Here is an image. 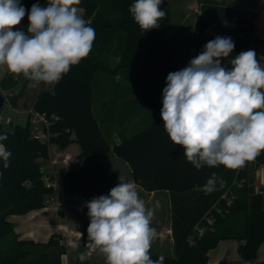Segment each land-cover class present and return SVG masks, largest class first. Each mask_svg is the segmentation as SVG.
Wrapping results in <instances>:
<instances>
[{
  "label": "trees",
  "instance_id": "1",
  "mask_svg": "<svg viewBox=\"0 0 264 264\" xmlns=\"http://www.w3.org/2000/svg\"><path fill=\"white\" fill-rule=\"evenodd\" d=\"M134 2L81 0L78 7L84 9L82 17L95 29L91 52L71 67L53 91L44 90L33 109L59 116L50 123L49 141L33 137L30 117L24 124L6 126L0 121V134L8 137L0 143L12 153L7 169L0 160V264L62 263L67 246L61 234L41 242L21 238L8 216L45 205L46 196L54 192V188L45 186L41 170L49 158V146L66 148L74 140L81 145L78 162L58 177V185L65 192L82 195L77 228L84 240L90 223L86 202L108 195L115 187L100 163L101 157L113 151L129 164L135 182L145 190L169 191L174 255L163 256L164 264H208L209 251L222 239L242 240V256L257 258L264 243V188L257 187L256 171L264 165V151L237 169L221 165L197 170L186 160L183 147L171 142L161 118L167 75L181 70L165 36L172 20L171 0H163L160 5L166 13L158 21L160 27L147 32L129 12ZM35 3L46 6L47 0H21L26 10ZM258 3L259 0H199L194 37L197 50L201 52L216 36H224L231 37L235 44L227 59L250 47L256 51L257 14L251 9ZM27 26L26 14L16 29L26 31ZM28 82L22 74L5 69L0 87L15 106ZM131 108L146 113L144 123L115 143L111 127L121 131L118 114H128ZM124 121L123 118L120 123ZM213 172L226 183L206 195L201 189ZM203 227L205 231L200 233ZM150 255L154 260L160 257L151 250ZM258 264H264V259Z\"/></svg>",
  "mask_w": 264,
  "mask_h": 264
},
{
  "label": "clouds",
  "instance_id": "2",
  "mask_svg": "<svg viewBox=\"0 0 264 264\" xmlns=\"http://www.w3.org/2000/svg\"><path fill=\"white\" fill-rule=\"evenodd\" d=\"M81 0H47L26 10L21 0H0V68L23 75L32 87L54 86L71 67L86 58L95 29L82 17ZM163 0H135L129 12L145 32L159 28L166 16ZM27 14L26 31L16 29ZM16 29V30H14ZM235 44L231 37L216 36L186 67L170 72L163 89L161 118L171 142L184 149L186 160L197 170L204 166L243 167L264 151V67L254 50L239 53L222 66ZM0 134V141L7 140ZM12 153L0 143L3 168ZM3 172L0 171V178ZM215 172L202 191L207 195L224 187ZM89 226L87 253H101L106 264H164L150 256L158 237L151 226L155 209L148 208L133 182L119 183L108 195L87 201Z\"/></svg>",
  "mask_w": 264,
  "mask_h": 264
},
{
  "label": "crops",
  "instance_id": "3",
  "mask_svg": "<svg viewBox=\"0 0 264 264\" xmlns=\"http://www.w3.org/2000/svg\"><path fill=\"white\" fill-rule=\"evenodd\" d=\"M258 7L259 11L257 13L256 20V34L258 37V44L255 52L261 66L264 67V0H259ZM81 9V15L83 16L84 9ZM199 13V0H187L184 18L186 19L185 22H188L189 17L192 16L194 32L196 29ZM261 51L262 53L258 57V54ZM197 55L198 54L194 50L192 57L195 58ZM41 85L43 86H41L37 93V99L44 90L53 91L55 87V85H44L43 83H41ZM30 111L31 109L28 112L27 120L29 119ZM145 115L146 113L144 114L140 110H135L134 108H131L128 114H123L122 116L121 114H118L117 121H119V126L123 125L122 130L119 131L120 129L118 130V128L111 127V139L115 143H119L124 134H129L134 129L136 130L137 126L141 127L143 125ZM123 118L125 121L120 123V120ZM72 137L75 138L74 135ZM80 152L81 145L76 140L71 142L66 148H60L57 144H50L47 164L50 165V160L53 158L59 159L56 167L59 169L58 176H60L66 169L77 164V156ZM112 152L113 151H110L108 154L101 157L100 163L109 173L114 185L116 186L119 183V180L123 182L135 183L136 190L139 193L140 198L145 201V204L148 208H153L156 202L159 201L160 206L155 209L151 226L155 228L158 233V237L156 238L158 243H173L172 211L169 191L145 190L142 186L135 182L132 169L129 164L125 160V162H122L123 159L115 154L114 156H109ZM65 156L68 158L67 162L63 160ZM128 167H130V169ZM256 173L257 187L264 188V177L261 178V184L258 183L260 174L264 173V165L259 167ZM54 194L56 196V202L54 204L44 205L40 208L32 209L26 213L10 214L8 219L13 223L16 233L21 238H30L41 242L49 240L53 234H61L63 237L62 242H64L67 246V251L65 254H63L61 264H81L79 259L80 254L87 253L89 251L85 247L87 240L83 239L82 232L77 228V215L81 201V194L65 192L59 187L58 184L54 189ZM242 242L243 241L239 239L220 240L218 245L209 251L208 264H258L264 259V257L259 256V252L257 258L245 259L240 253V245ZM150 250L155 252L153 248H150ZM236 252L240 253L243 258H241ZM92 255H94V253L87 257L89 262H91L89 259L92 258Z\"/></svg>",
  "mask_w": 264,
  "mask_h": 264
},
{
  "label": "rangeland",
  "instance_id": "4",
  "mask_svg": "<svg viewBox=\"0 0 264 264\" xmlns=\"http://www.w3.org/2000/svg\"><path fill=\"white\" fill-rule=\"evenodd\" d=\"M191 1V0H190ZM187 0H171V12H172V20L170 26L165 31V36L170 44L173 46V59L176 62L177 66L180 69L186 67L192 57V53L194 50L197 54H200V51L197 50V47L194 42V37L196 33V29L194 32L193 29V18L192 16L189 17L188 22H185L184 13L186 7ZM262 51L258 54V57L261 55ZM231 59H223L222 66L231 68L229 63ZM5 70L4 68H0V79L3 76ZM45 85V84H44ZM41 86L32 87L31 82L29 81L25 87L24 95L19 97L15 106L7 99L5 105L1 110V116H3L2 123L6 126H9L11 123H26L28 118L29 110L34 109V105L37 101V93L40 90ZM16 90V89H15ZM13 90V91H15ZM7 97V93H6ZM97 116L100 115V111H96ZM10 122V123H9ZM44 132H42L43 134ZM114 152H112L109 156H114ZM106 162V161H105ZM122 162H125L122 160ZM130 169V167H128ZM262 174V176H261ZM260 174V179H258V183L261 184V178L264 177V173ZM256 180H257V173H256ZM163 195V193H162ZM82 198V195H81ZM151 248L157 252L160 256H173L174 255V246L173 243H158L155 239L152 241ZM238 253V252H236ZM241 258H243L240 253H238ZM259 256L264 257V244L259 250ZM153 260L154 258L151 257ZM91 262L88 259L84 261L80 260L81 264H106L105 257L97 252H94L92 258H90ZM93 262V263H92Z\"/></svg>",
  "mask_w": 264,
  "mask_h": 264
},
{
  "label": "built area",
  "instance_id": "5",
  "mask_svg": "<svg viewBox=\"0 0 264 264\" xmlns=\"http://www.w3.org/2000/svg\"><path fill=\"white\" fill-rule=\"evenodd\" d=\"M259 11V7H254L251 9V12L254 14H257ZM247 50H254V47L247 48ZM30 120H31V128H32V135L35 139L41 140V141H49L51 130H50V123L52 120H58L59 116L56 114H47L46 112L41 111H30ZM3 120V116L0 115V121ZM42 132H44L42 134ZM65 162L68 161L67 156L63 158ZM48 159L44 161L41 165V170L43 172V178L45 182V186L47 188H54L58 184V173L59 169L56 167V164H58L59 159L53 158L50 160V165L47 164ZM69 170L66 169L63 173L67 172ZM62 173V174H63ZM58 176V177H57ZM56 202V196L54 192L48 194L45 199V205L54 204ZM209 222H212L211 218H208ZM205 231V227L199 228V232L203 233Z\"/></svg>",
  "mask_w": 264,
  "mask_h": 264
},
{
  "label": "water",
  "instance_id": "6",
  "mask_svg": "<svg viewBox=\"0 0 264 264\" xmlns=\"http://www.w3.org/2000/svg\"><path fill=\"white\" fill-rule=\"evenodd\" d=\"M6 101H7L6 93L0 87V109L3 108ZM87 212H88V209L86 210V216L88 217Z\"/></svg>",
  "mask_w": 264,
  "mask_h": 264
}]
</instances>
